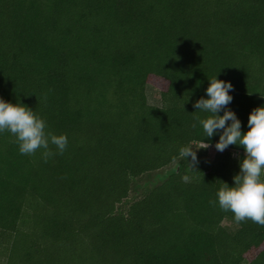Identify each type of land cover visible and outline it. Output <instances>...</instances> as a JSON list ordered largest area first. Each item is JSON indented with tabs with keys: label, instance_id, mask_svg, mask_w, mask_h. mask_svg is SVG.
I'll return each instance as SVG.
<instances>
[{
	"label": "trees",
	"instance_id": "trees-1",
	"mask_svg": "<svg viewBox=\"0 0 264 264\" xmlns=\"http://www.w3.org/2000/svg\"><path fill=\"white\" fill-rule=\"evenodd\" d=\"M215 76L246 132L264 107V0H0V99L68 138L45 163L0 133V264H264V226L209 203L244 158L192 126Z\"/></svg>",
	"mask_w": 264,
	"mask_h": 264
},
{
	"label": "clouds",
	"instance_id": "clouds-1",
	"mask_svg": "<svg viewBox=\"0 0 264 264\" xmlns=\"http://www.w3.org/2000/svg\"><path fill=\"white\" fill-rule=\"evenodd\" d=\"M217 76L209 81L205 92L207 99L201 97L193 107L202 113L204 118L195 117V128L199 124L206 138L213 137L220 131L219 140L214 145L216 151L224 152L229 146L243 149L244 158L239 164V173L233 177L234 186L220 182L221 187L216 193L217 199L209 203L218 204L225 212H232L236 223L246 222L264 226V107L254 108L247 121L248 130L241 132V122L236 114L228 109L233 97L231 83L218 80ZM223 112V115H219ZM45 120L36 115L26 106L12 104L0 99V133L9 132L15 137L21 155H34L43 150L45 163L54 155H62L67 146L66 135H55L47 131ZM199 149H207L209 144L203 143ZM55 146L56 151L50 148ZM196 150L191 146L179 149V156L188 163V171L195 173L198 159ZM190 158V159H189ZM183 182H190V176L182 177Z\"/></svg>",
	"mask_w": 264,
	"mask_h": 264
},
{
	"label": "rangeland",
	"instance_id": "rangeland-1",
	"mask_svg": "<svg viewBox=\"0 0 264 264\" xmlns=\"http://www.w3.org/2000/svg\"><path fill=\"white\" fill-rule=\"evenodd\" d=\"M145 95L147 99V103L154 106H160L161 100L159 91L157 88L151 85H147L145 88ZM213 157V156H212ZM161 175V174H160ZM156 178H160L157 175H144L140 178L133 180V188L130 192L129 198L127 202H131L139 197H141L144 192L151 187L156 182Z\"/></svg>",
	"mask_w": 264,
	"mask_h": 264
}]
</instances>
